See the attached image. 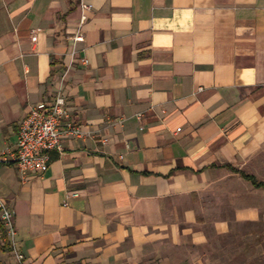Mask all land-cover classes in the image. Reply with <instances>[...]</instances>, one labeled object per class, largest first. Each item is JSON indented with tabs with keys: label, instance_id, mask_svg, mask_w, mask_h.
<instances>
[{
	"label": "crops",
	"instance_id": "obj_1",
	"mask_svg": "<svg viewBox=\"0 0 264 264\" xmlns=\"http://www.w3.org/2000/svg\"><path fill=\"white\" fill-rule=\"evenodd\" d=\"M65 72L86 134L40 173L0 161L16 264H235L218 236L264 212V0H0V153Z\"/></svg>",
	"mask_w": 264,
	"mask_h": 264
},
{
	"label": "built area",
	"instance_id": "obj_2",
	"mask_svg": "<svg viewBox=\"0 0 264 264\" xmlns=\"http://www.w3.org/2000/svg\"><path fill=\"white\" fill-rule=\"evenodd\" d=\"M82 8L89 10L90 5L82 2ZM85 17L84 15L83 18ZM75 38L80 40L83 36L77 34ZM66 80L67 72L62 75L61 86L56 91L51 105L41 104L33 107L24 118L16 148L0 153V161L17 163L23 177L32 172L45 171L53 151L64 153V136L81 137L86 134L81 125L71 118L66 108L67 98L64 95ZM0 217L7 229V238L14 249L16 258L19 263H22L24 255L17 248L15 211L1 196Z\"/></svg>",
	"mask_w": 264,
	"mask_h": 264
},
{
	"label": "rangeland",
	"instance_id": "obj_3",
	"mask_svg": "<svg viewBox=\"0 0 264 264\" xmlns=\"http://www.w3.org/2000/svg\"><path fill=\"white\" fill-rule=\"evenodd\" d=\"M255 192L252 198L254 205L258 203L264 210V197L257 196ZM221 216L226 217V215ZM252 222L251 230L237 229L229 237L218 236L224 243H229L231 249H233L232 245L235 246L237 255L235 264H264V212L253 215ZM7 241V229L0 217V246H4ZM11 248L0 251V264H11L12 262L16 264L17 258L12 246Z\"/></svg>",
	"mask_w": 264,
	"mask_h": 264
},
{
	"label": "trees",
	"instance_id": "obj_4",
	"mask_svg": "<svg viewBox=\"0 0 264 264\" xmlns=\"http://www.w3.org/2000/svg\"><path fill=\"white\" fill-rule=\"evenodd\" d=\"M244 175V177H246L248 180H251L252 181V183L254 184V186L255 187H257V188H264V182H260V181H258V179L255 177V176H253V175H249V174H243ZM11 243H10V241L8 240L6 243H5V245L4 246H0V251H6V249L9 247V248H11ZM7 247V248H6ZM12 250V248L10 249V251Z\"/></svg>",
	"mask_w": 264,
	"mask_h": 264
}]
</instances>
